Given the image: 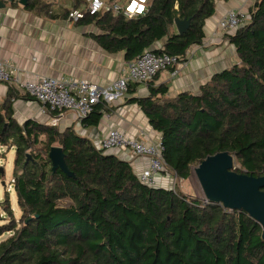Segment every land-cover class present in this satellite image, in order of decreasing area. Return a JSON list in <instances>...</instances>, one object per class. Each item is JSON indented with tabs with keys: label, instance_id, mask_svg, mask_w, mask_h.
Returning <instances> with one entry per match:
<instances>
[{
	"label": "trees",
	"instance_id": "16d2710c",
	"mask_svg": "<svg viewBox=\"0 0 264 264\" xmlns=\"http://www.w3.org/2000/svg\"><path fill=\"white\" fill-rule=\"evenodd\" d=\"M217 1L228 0H148L132 18L106 10L82 20L99 28L92 37L102 49L122 51L129 62L147 49L180 62L202 43ZM27 2L46 13L50 6ZM81 3L72 0L75 8ZM69 11L62 7L58 15ZM248 13L242 26L224 34L238 61L198 93L169 97L165 84L153 85L156 75L146 96L127 100L160 135L166 173L176 179L187 180L192 168L222 152L237 159L235 172L264 176V0H254ZM176 18L190 19L183 34L176 32ZM108 111L100 100L81 125L97 126ZM2 146L15 148L12 184L20 216L8 196L0 201V236L10 233L0 241V264H264L263 229L247 211L205 204L178 186H147L128 160L97 149L72 128L19 123L12 105L0 103ZM53 146L62 148L73 177L52 170Z\"/></svg>",
	"mask_w": 264,
	"mask_h": 264
},
{
	"label": "crops",
	"instance_id": "0c3cea01",
	"mask_svg": "<svg viewBox=\"0 0 264 264\" xmlns=\"http://www.w3.org/2000/svg\"><path fill=\"white\" fill-rule=\"evenodd\" d=\"M43 1L50 4L47 13L22 6L17 0H0L3 4L0 7V61L15 66L19 77L18 85L13 87L0 83V103L12 105L15 118L22 120L21 123L33 119L47 124L55 116L58 128H72L95 146L112 128L139 140H159L160 135L151 128L138 105L127 102L131 97L146 96V83H132L133 91L114 98L107 105L109 111L103 113L97 126L91 127H83L73 111L53 114L44 110L38 101L28 95L24 81L34 75L79 78L103 87L124 75L129 62L124 52L109 53L100 47L92 37L101 33L95 23L85 20L74 22L58 15L62 7H73L72 0ZM251 1L254 0L217 1L214 14L205 22L202 43L192 46L184 60L174 68L160 72L153 85L165 84L169 97L184 92L196 94L215 73L236 63L235 48L224 38L222 31L215 28V24L227 10L243 9ZM8 88H11V95H8ZM109 152L128 160L134 172L146 162V159L127 151ZM163 179L166 181L167 175L160 179L164 184Z\"/></svg>",
	"mask_w": 264,
	"mask_h": 264
},
{
	"label": "built area",
	"instance_id": "2783aa9c",
	"mask_svg": "<svg viewBox=\"0 0 264 264\" xmlns=\"http://www.w3.org/2000/svg\"><path fill=\"white\" fill-rule=\"evenodd\" d=\"M147 1L126 0L120 2L114 0L107 3L103 0H82L81 7H72L67 17L77 22L86 16H96L101 12L110 10L114 15L122 13L123 16L132 18L144 12ZM49 12L52 11L49 10ZM247 20L248 15L244 9H229L218 19L215 28L222 32L232 33ZM177 63L179 62L174 56L147 49L128 62L127 71L124 75L103 87L79 78L64 79L47 75H34L24 81V88L30 97L42 105L44 110L53 114L70 110L75 112L78 119L81 120L89 115L92 106L100 100L108 105L117 96L125 94L130 84H147L160 72L174 68ZM0 83L12 87L18 85V69L0 61ZM57 120L55 116H52L48 124L56 125ZM95 147L106 151H127L133 156L146 159L144 166L139 171H135L137 179L147 186L168 187L160 182L162 176L167 175L168 177L170 175L166 173L160 139L153 142L145 139L139 140L128 136L117 128H112Z\"/></svg>",
	"mask_w": 264,
	"mask_h": 264
},
{
	"label": "water",
	"instance_id": "95a60500",
	"mask_svg": "<svg viewBox=\"0 0 264 264\" xmlns=\"http://www.w3.org/2000/svg\"><path fill=\"white\" fill-rule=\"evenodd\" d=\"M27 1L18 0L22 6H26ZM2 6L0 2V7ZM174 26L178 34H183L190 26V19L176 18ZM49 159L53 171L60 169L69 177H73V173L66 165L61 147H51ZM233 160V155L227 152L208 156L195 167V173L208 202L232 210L244 209L260 223L264 238V176L254 177L235 172ZM0 172H2L1 168Z\"/></svg>",
	"mask_w": 264,
	"mask_h": 264
},
{
	"label": "rangeland",
	"instance_id": "374dc122",
	"mask_svg": "<svg viewBox=\"0 0 264 264\" xmlns=\"http://www.w3.org/2000/svg\"><path fill=\"white\" fill-rule=\"evenodd\" d=\"M107 2V0H103ZM120 1V0H119ZM123 2V0H121ZM110 3V2H107ZM253 1L251 3H247L243 6V9L248 15L249 18V8L252 6ZM225 32H222L224 36ZM22 120H18L21 123ZM61 130V128H59ZM15 155V148L10 146H2L0 148V168L2 172L0 173V201L8 196L9 201L11 203L12 210L15 214V218L18 219L20 216V210L17 205L16 194L14 191V186L12 184V170H13V160ZM233 168L239 169V163L237 159L233 160ZM244 172V171H242ZM162 178V177H161ZM165 181L164 179L162 180ZM167 181V183H166ZM165 181V185L173 187L178 186L179 190L183 192L185 195L189 197H193V199L201 200L203 203L208 202L204 191L202 189L201 183L195 173V168H192L191 175L187 180L176 179L173 175H169L167 180ZM210 203V202H209ZM208 204V203H207ZM4 216V213L2 212ZM4 219L0 220V224L4 223ZM10 233L6 232L0 236V241L5 239Z\"/></svg>",
	"mask_w": 264,
	"mask_h": 264
},
{
	"label": "clouds",
	"instance_id": "9594fccd",
	"mask_svg": "<svg viewBox=\"0 0 264 264\" xmlns=\"http://www.w3.org/2000/svg\"><path fill=\"white\" fill-rule=\"evenodd\" d=\"M225 33H230V32H225ZM32 98V97H31ZM47 124H48V122H47ZM50 125V124H49ZM56 126V125H55ZM109 152V151H108ZM1 173V172H0ZM205 204H212V203H209V202H204ZM213 204H215V203H213ZM218 205H220V204H218ZM225 208V207H224ZM226 209H228V208H226Z\"/></svg>",
	"mask_w": 264,
	"mask_h": 264
}]
</instances>
